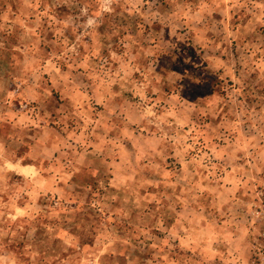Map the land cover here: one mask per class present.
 <instances>
[{
    "label": "rangeland",
    "instance_id": "obj_1",
    "mask_svg": "<svg viewBox=\"0 0 264 264\" xmlns=\"http://www.w3.org/2000/svg\"><path fill=\"white\" fill-rule=\"evenodd\" d=\"M1 36L0 264H251L264 0H0Z\"/></svg>",
    "mask_w": 264,
    "mask_h": 264
},
{
    "label": "crops",
    "instance_id": "obj_2",
    "mask_svg": "<svg viewBox=\"0 0 264 264\" xmlns=\"http://www.w3.org/2000/svg\"><path fill=\"white\" fill-rule=\"evenodd\" d=\"M12 26V25H11ZM25 32H23L24 34L25 33H27V35L30 37H32V36H34V32L32 33V31L30 30V27H29V24H27V30H24ZM27 31V32H26ZM8 35V34H7ZM1 39H2V42L0 43V44H4L3 43V40H4V38H3V36H1ZM53 39V38H52ZM51 39V40H52ZM27 45L29 46V43H27ZM4 48V47H3ZM3 48L1 49L0 48V64H9V66L12 68V69H14L15 67L14 66H12V64L14 63V62H18L19 61V59L18 60H16L15 58H17L16 56H15V53H11V57H9L8 56V54H7V49H6V51H4L3 50ZM5 49V48H4ZM12 49H15V46L12 48ZM28 55V57H30V55L29 54H27ZM15 56V57H14ZM29 59V58H28ZM9 69V68H8ZM10 74L8 75L7 74V72L5 73V74H3V75H1L0 76V80L3 78V77H5V78H16V76H15V74L17 73L16 72V70H12V71H10L9 72ZM15 73V74H14ZM17 75V74H16ZM3 80H4V78H3ZM0 83H2L1 81H0ZM2 89H4V88H0V90H2ZM3 92V91H2ZM2 92H0V95H1V93ZM10 93H11V91H10ZM11 95V94H10ZM5 102H7V101H5ZM8 102H12L11 100H9ZM0 105H2L1 103H0ZM18 111V110H17ZM22 114L23 113H21V116H22ZM17 115H18V113H17ZM57 134H61V133H57ZM0 135L1 136H3L2 135V133H1V131H0ZM1 139L2 138H0V143H1ZM59 140V139H58ZM58 140H56V141H53V139H52V137H47L46 138V140H45V143H46V145H45V152L46 153H48V154H55V151L57 150V147L55 146L57 143H58ZM22 165V164H21ZM24 166V165H23ZM25 166H28V165H25ZM18 172H19V174H22V175H26V176H28V175H30V174H25L24 172H21L19 169H18ZM246 174H248V175H252L253 174V170L251 169V170H249V172H247ZM247 180H249V178H247ZM247 218H250V220H252L253 222L255 221V220H257L258 218L260 219V216H258V215H255V214H251V215H245L244 217H242V219L244 220V219H247ZM226 227H227V224H226ZM229 227V226H228Z\"/></svg>",
    "mask_w": 264,
    "mask_h": 264
},
{
    "label": "built area",
    "instance_id": "obj_3",
    "mask_svg": "<svg viewBox=\"0 0 264 264\" xmlns=\"http://www.w3.org/2000/svg\"><path fill=\"white\" fill-rule=\"evenodd\" d=\"M264 207V203L262 205ZM264 212V208H263ZM261 221L263 222V230L261 231L262 242L261 246L253 252V258L251 264H264V214L260 216Z\"/></svg>",
    "mask_w": 264,
    "mask_h": 264
}]
</instances>
